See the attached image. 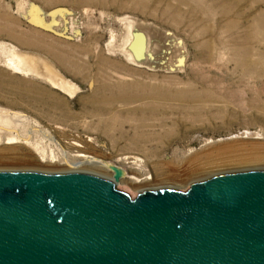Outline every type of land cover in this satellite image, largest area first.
Returning a JSON list of instances; mask_svg holds the SVG:
<instances>
[{
	"label": "rangeland",
	"instance_id": "374dc122",
	"mask_svg": "<svg viewBox=\"0 0 264 264\" xmlns=\"http://www.w3.org/2000/svg\"><path fill=\"white\" fill-rule=\"evenodd\" d=\"M32 3L64 35L31 23ZM62 8L71 13L52 16ZM130 20L159 39L147 42L148 66L125 51ZM4 44L42 55L67 81L18 73H28L25 54ZM8 123L32 138L1 149L0 166L84 153L103 159L94 172L131 198L164 190L128 191L123 181L134 175L187 192L216 175L264 169V0H0V124Z\"/></svg>",
	"mask_w": 264,
	"mask_h": 264
},
{
	"label": "water",
	"instance_id": "95a60500",
	"mask_svg": "<svg viewBox=\"0 0 264 264\" xmlns=\"http://www.w3.org/2000/svg\"><path fill=\"white\" fill-rule=\"evenodd\" d=\"M39 10L31 4L30 22L64 35L54 30L56 20L39 19ZM59 11L71 13L62 8L52 16ZM129 25L128 58L148 66L154 53L146 52L147 42L159 39L139 20ZM12 45L35 65L16 72L55 86L47 64L66 80L42 55L3 47ZM114 183L83 171H0V264H264V169L135 198Z\"/></svg>",
	"mask_w": 264,
	"mask_h": 264
},
{
	"label": "bare ground",
	"instance_id": "6f19581e",
	"mask_svg": "<svg viewBox=\"0 0 264 264\" xmlns=\"http://www.w3.org/2000/svg\"><path fill=\"white\" fill-rule=\"evenodd\" d=\"M21 64L23 68L30 72L32 70H35V65L32 63L33 59L29 56H20ZM50 78L53 82L58 83L59 77H56V74H53L49 71ZM58 76V75H57ZM9 125V126H8ZM8 125L0 124V129L9 130V134H1L5 135L3 137H6L5 144L0 148L5 150L13 149L14 143L16 144L19 141H27V143L31 140L32 136L25 135L18 127L11 126L9 123ZM12 144V145H9ZM32 144V143H31ZM39 144V143H38ZM37 144V146H38ZM262 144V143H261ZM36 145V144H35ZM34 145V146H35ZM264 146V145H263ZM17 147V146H16ZM221 147V146H220ZM41 148V147H40ZM46 148V147H45ZM219 148V147H218ZM227 148V147H226ZM225 148V149H226ZM230 148V147H229ZM261 148V147H260ZM43 149V148H42ZM222 149V148H220ZM224 149V148H223ZM228 149V148H227ZM226 149V150H227ZM41 150V149H40ZM47 150V149H46ZM49 150V149H48ZM215 150V149H214ZM229 150V149H228ZM10 151V150H9ZM13 151V150H12ZM62 151V150H61ZM64 151V150H63ZM62 151V152H63ZM233 151V150H232ZM261 151V150H260ZM6 152V151H5ZM11 152V151H10ZM47 152V151H46ZM49 152V151H48ZM54 152V151H53ZM219 152V150H218ZM226 152V151H225ZM229 152V151H228ZM262 152V151H261ZM2 153V152H0ZM4 153V152H3ZM43 153V152H42ZM52 153V152H51ZM210 153V152H209ZM216 153V152H215ZM259 155L261 154L258 152ZM13 154V153H12ZM61 154V153H60ZM59 154V155H60ZM48 155V154H47ZM209 155V154H208ZM250 155V154H249ZM258 155V156H259ZM263 155V154H262ZM51 156V155H50ZM79 158L74 159L72 156L66 152V150L63 152V155L61 157L56 158H48L46 159V162H38L36 167H26V168H20V167H8V166H0V171L2 170H30V171H38V172H44V173H63V172H72V171H83V172H90L96 174L94 171L97 170V168H94L95 165H103L106 164L103 159L93 157L88 154L80 153ZM261 156V155H260ZM243 157V156H242ZM256 157V156H255ZM254 157V158H255ZM44 158V157H43ZM206 158V157H205ZM257 159V158H256ZM195 159H193L194 161ZM242 160H244L242 158ZM249 160V159H248ZM259 160H264V156L259 157ZM251 161V160H250ZM258 161V160H257ZM61 162V163H60ZM248 163V162H247ZM249 164V163H248ZM248 168V167H247ZM252 168V167H251ZM250 169V168H249ZM234 169H231L229 171H232ZM99 171V170H98ZM223 172V171H222ZM134 181L130 180H124L123 182H128L131 184V189L126 188L128 191H137L142 190L145 187H151V188H163V189H172L177 188L176 184L168 183V182H159L157 184H154L152 181H143L138 176H133ZM111 180V179H110ZM193 180V179H192ZM113 181V180H112ZM191 181V180H190ZM123 184V183H122Z\"/></svg>",
	"mask_w": 264,
	"mask_h": 264
},
{
	"label": "crops",
	"instance_id": "0c3cea01",
	"mask_svg": "<svg viewBox=\"0 0 264 264\" xmlns=\"http://www.w3.org/2000/svg\"><path fill=\"white\" fill-rule=\"evenodd\" d=\"M37 48L40 49V50H42V51H44V52H46V53H48V52L46 51L47 49H45V47H43V46H37Z\"/></svg>",
	"mask_w": 264,
	"mask_h": 264
}]
</instances>
